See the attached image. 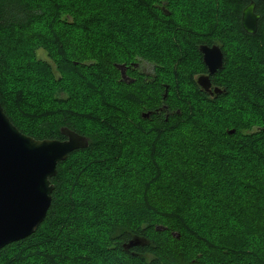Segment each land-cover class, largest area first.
Instances as JSON below:
<instances>
[{"label": "trees", "instance_id": "trees-1", "mask_svg": "<svg viewBox=\"0 0 264 264\" xmlns=\"http://www.w3.org/2000/svg\"><path fill=\"white\" fill-rule=\"evenodd\" d=\"M97 1H101L95 6L98 11L91 12L81 6L82 11L71 0L64 8L63 0L54 4L50 0H0V102L6 115L21 132L36 139L63 140L64 128L88 138L87 147L59 162L57 174L51 178L54 191L44 221L28 237L1 248L0 258L10 257L7 263L12 264H264V0H207L204 13L209 26L213 28L221 20L218 30L230 33L228 40L217 29L195 32L187 25L179 26L170 36L173 31L167 27L165 33L163 28L178 19L173 17V0H156L153 5L150 0H132V10L126 12L147 17L150 23L143 24L147 34L143 39L150 42L140 45L144 54L136 52L139 46L134 49L133 45L128 53L118 50L126 45L116 34L128 24L120 21L122 11L113 0ZM251 1L260 14L254 34L241 26L242 11ZM230 16L235 33L227 22ZM126 34L133 39L132 33ZM168 42L198 61L196 69L184 72L185 78L170 71L179 70L181 60L171 61L175 52ZM201 44L218 45L224 52L223 68L210 75L213 87L221 88V93L212 95L197 82V75L208 73ZM147 47L151 52L155 47L163 50V57L146 54ZM38 50L47 53L59 75L50 62L38 56ZM15 53L20 60L13 59ZM132 54L137 55L133 58ZM125 58L137 76L132 88L123 80L118 82V65ZM23 59L29 63H22ZM14 61L15 67L22 64L20 69L27 71H19L22 75L16 82L30 83L28 92H17H21L24 110H34L28 117L19 116L4 94L1 79ZM141 62L153 65L150 76L134 67ZM69 67L89 71L83 89L92 95L103 99L119 95L125 100H120L122 106H109H116L106 114L107 119L112 116L115 120L105 121L111 130L84 131L72 120L76 105L70 92L64 90L66 98L56 96L63 90L65 75L61 72L67 74ZM165 71H170L172 78L163 79ZM105 77L116 82L114 94L107 91L111 84ZM5 85L8 91V80ZM173 91H180V97L171 100ZM33 92L37 96L26 100L25 95ZM221 100L229 104L230 111L235 102L246 103L236 114V133L223 129L220 124L224 119H209L210 123L200 124L197 131L183 124L194 117L190 110L194 102L197 106L203 103L202 110L203 106L219 105ZM126 102L137 110L139 120L132 125V119L123 118V135L114 111L124 109ZM164 106L170 112L168 117L160 111ZM147 112L150 117L143 118ZM142 125L155 135L174 128L179 135L171 139L172 131L170 138L162 134L168 139L158 146L157 140L136 134ZM242 128L254 131L244 133ZM133 130L137 141L130 139ZM111 131L113 139L108 138ZM252 158L260 163L252 164ZM87 164L96 165L93 171L99 180L90 189L84 182ZM81 176L83 180H78ZM135 241L138 243H131ZM28 248L33 253L27 258L22 251Z\"/></svg>", "mask_w": 264, "mask_h": 264}, {"label": "rangeland", "instance_id": "rangeland-1", "mask_svg": "<svg viewBox=\"0 0 264 264\" xmlns=\"http://www.w3.org/2000/svg\"><path fill=\"white\" fill-rule=\"evenodd\" d=\"M69 1L70 0H63L64 4L60 2V5L61 4H63V5L66 4L68 6V5H70ZM71 1L74 2V3L77 2L78 6H76V7H79L80 9H82V11H83V8H84L85 11L86 10H90L91 12H97L98 8H95V6L100 5L99 2H101V1H97V0H86V1H82V0H74L73 1V0H71ZM115 1L113 0V2L116 3L115 6L119 5V7H120L119 10L122 11V12H120V13H122V15L120 17V21H123V22L128 24V27L125 28V31L132 33V35L134 36V37H132L133 39H131L130 36H128L125 31H121L120 33L116 34V37L121 36V38L125 41L124 43L126 45V47H123V46L118 47V48H120L118 50L128 53L130 48H131V45H133L134 49L139 46V48H138V50L136 52L143 53L142 47H140V45L144 46V44H149L150 43V42L148 43L146 41V39H143L147 35L145 33V29L143 27V24H147L148 26H150L148 18L147 17H140L139 15H137L135 13L132 14V13L126 12L127 10L128 11L132 10V5H130V3H133L134 1L133 2H131L132 0H122V1L115 0ZM154 1H156V0H150V2H152V5L154 4ZM202 1L203 0H173L171 2L172 6H173L172 10H173V13H174L173 17L174 18L177 17L178 19H177V21L175 23L172 20L173 24H171V25L164 24L163 32H165V29L167 27H169L167 30L168 31H173V33H170L169 35L173 36L174 31H176L179 26H185V25L191 27L193 31L198 29V31H200V32H206L209 29H213V31H215L214 29H217V30L221 29L222 25L220 24L221 27L218 26V24H219V22H221V20H219V22H215V25H214L213 28H211L209 26V24H208L209 19L205 16V13H204V8L208 4V1L206 0L207 3L205 1L203 3ZM50 2L52 4H54L55 2H57V0H50ZM124 2H126V3L123 4ZM66 5L62 6V7L63 8L67 7ZM69 11H70L69 13L72 14V11L71 10H69ZM73 15L76 16L77 14H73ZM225 15H226V13H225ZM232 18H233V16H230L229 20L227 19V22H228L229 27L230 28L232 27V32L235 33V28H233ZM145 19H147V21H145ZM170 22H171V20H170ZM227 22L224 24L225 28L227 27ZM173 25H175V27H176L175 29H173ZM195 27H196V29H195ZM218 31L220 32V34H222L223 38H224V36H227V40L230 39V38H228V36L231 35V34L230 33H226V30L222 29V30H218ZM195 32H197V31H195ZM169 35H168V37H166L167 40H169V37H170ZM233 38L234 37H232V39ZM170 41H172V38L170 39ZM124 43H123V45H124ZM240 43H243V42H240ZM115 44H116V42H115ZM238 44H239V41H238ZM168 45L175 52L173 54V58H172L171 61H173V63H174V62H176L178 60H181V61H179V62H181V65L179 64V70L178 69L175 70V69L171 68L170 71H173L177 76H182L183 78H185L183 76L184 72L188 73L189 72V68L193 70V69H196V67H198V61L193 58V56L191 55L190 52H188L187 50H183L182 48H180L179 46H177L175 44L174 45L170 44L169 42H168ZM235 45L236 44L231 45V46H235ZM16 49H15V51H16ZM146 49L148 50L146 52V54H151L152 56H156V57L159 56L161 58L163 57V53H162L163 50L161 51V49H157L155 47L152 52L148 49V47ZM136 52H134V53H136ZM37 53H38L39 57H41L43 59H46L48 62H50V64L52 65L54 71L56 72V75H59L60 71L57 70V67H56L55 63H53L52 60L47 56V53L44 50H38ZM137 54L140 55L139 53H137ZM136 55H133L132 57L134 58ZM20 58L21 57L19 56V54L16 55V53L13 56L14 60H20ZM124 60H126V61L123 62V64H125L127 66L126 73H125L126 74V78L124 79V77H122V73H121V74H119L118 82L123 80L129 88H132L133 84L136 81L135 79H137V76L128 68L130 66L129 65L130 60H127L126 58ZM21 62L26 64L27 60L23 59ZM27 63H29V62H27ZM141 64L145 67L144 69L149 73V76L154 72L153 71V65H151L149 62L148 63L147 62H141ZM16 65H17V61H14L11 66L8 65L6 67V69H5V74L4 75L2 74L3 76H2L1 80L3 82V87H4L5 91L7 92L6 93L4 91V94H5L6 98L9 99L8 101L10 102V104L14 105L13 108L16 109L15 110L16 113L23 118V117H28L27 114L30 115L31 111H34V110L25 111L24 110V108H25L24 105L22 104V102H20L22 100V98H21L22 96L20 95L21 92H19V93H17V92L18 91H22L24 94L26 92H28V90H26V89L28 88V83L29 82L25 81V80H22V82H19V83L16 82V81H19V74L22 73V72H19V71H23L24 74H25V72H27V71H25L26 69L24 67L22 69H20V66L22 64H19V67H15ZM80 70L81 69H78V68H76V69L70 68L69 70L67 69V74H65V73L63 74L61 72V75H65V80H64L63 88H62L63 90L58 91V93H56V96H59L60 98L61 97L62 98L65 97L66 98V93H65L64 90H68L70 92V95L73 96L72 99H74L73 102L76 105L75 106V110H74L75 112H74V114L72 116V120L75 121V122H79L78 123L79 127L83 128L84 131H92L93 129L100 128L103 132L104 131L107 132V130H111V129L106 126L105 121H111L113 123L115 122L114 117H112V116L109 117L108 119L106 118V114L112 113V112L108 111V109H114V107H116V106H122L119 102H120V100L121 101H125V100H122V98L119 97V95H117V96L115 95V96H112V97H110L109 95H105L104 99L100 95H92L90 90L88 91L87 89H83L85 83L87 82L86 78L89 79V76H90L89 71L87 69H85L83 71H80ZM119 71L121 72L120 69H119ZM170 71L169 72L165 71V72H163L161 74L163 79L172 78V76L170 74ZM243 71L246 72V70H243ZM20 75H22V74H20ZM199 76L200 75H197L196 78L198 79ZM105 79L107 81H109V82H107L108 85L111 84V90L108 89L107 91L109 92V94H114L115 89H113V88L117 87L116 82L115 81L114 82L111 81L112 78L110 79L109 77L108 78L105 77ZM5 80H8L9 83L11 84V86L8 87V91H7V87L5 85ZM12 81H13V84H12ZM14 82H16V83H14ZM186 86H188V83H187ZM234 88L236 89L237 87L234 86ZM4 89H2V90H4ZM42 93H43V88L41 90V94L39 93V95L43 96ZM187 93H188V91H187ZM180 94H181L180 91L179 92H177V91L174 92L173 91L172 92L173 98L171 96V100L176 98V97L177 98L180 97ZM34 96H37L36 92L29 93V94L25 95V98H26V100L29 98V101H30L32 99V97H34ZM116 98H118V99H116ZM242 99H244V98H242ZM263 102H264V100H263ZM263 102H261V104H263ZM42 103L44 104V101ZM113 103L116 106H111L109 108L110 104H113ZM43 104H42V106H43ZM202 104L203 103H201L200 106H197L195 104V102L193 103V105L191 104V106H190L191 109L190 110H191L192 114L194 115V117L192 115L193 118H192L191 121H189V120L188 121H186V120L182 121L183 124L186 126V128L194 130V131H197V129H198L197 126H199L200 124H205V123H206V125L209 124L210 123L209 119H211V120L213 119L214 122H216V121L219 122V121H221V119H224L221 122V124H220L221 126H224L223 129L229 134L236 133V131L238 130L237 129L238 126H237V124H235V122H236L235 120L238 118V116H236V114H238L239 112H242V109H243V107L246 106V103L244 104L243 101L235 102V104H233L234 109L232 111H230V106L227 107L229 104L225 103V101H222V100L220 101L219 105H212L210 107L203 106L204 108H201L202 110H200V107L202 106ZM123 106H124V109L123 108H118V109H116L114 111V113L118 114V116H116V117L118 118V120H120L119 124H120L121 127H120L119 130L121 132H119V134L122 133L124 135V133H123L124 131L123 130H124V128H126V125L123 123L122 119L126 118L127 121H130L132 119V125H133L134 122H138L139 118H138L137 110L135 108H131L132 106L130 105V103H128V104H127V102L123 103ZM195 106H197L196 107L197 110H195ZM219 106H221V112H220V107ZM216 107H219V108H216ZM248 107H250L249 104H248ZM228 110L230 112H228ZM194 111H196V113ZM201 112H203V113H201ZM223 115H224V117L220 118ZM143 118H145V117H143ZM26 121H28V120H26ZM174 122H172V125L173 124L174 125L178 124V123H174ZM102 123H103V125H102ZM127 126L131 127L130 123H128ZM200 126H202V125H200ZM144 127H145L144 125H142V127L139 126V128H137L136 134L138 136H144V138L157 140L160 143V144H158V146H161L165 141H167L168 138H170V131H172L171 129H169L167 131H162V132L156 133V135H157V137H156L154 132H148V130L145 129ZM205 127L208 128L209 126H204L203 128H205ZM180 128L182 129V127H180ZM241 130L244 133L254 131V129L253 130H248V129H243V128ZM232 131H233V133H232ZM110 133L111 134H109V136H111V137H108V138L109 139H113L114 131H111ZM116 133H117V130H116ZM132 133H133V135H132V137L130 139H134V141H137V136L135 134V131L133 130ZM144 134H146V135H144ZM162 134H169V136H168V138H166ZM171 134H172L171 135V139L176 138L179 135V133L177 132L176 128L173 129ZM116 135H118V133ZM187 136L188 135H186L185 139L187 138ZM110 142L111 143H109V144L112 145L113 142L112 141H110ZM261 142H262L261 144L264 143V141H261ZM261 146H262V148H264L263 147L264 144L261 145ZM237 152L238 151H236V153ZM241 156H243V154H241ZM105 157H107L106 154H105ZM146 161H145L144 164L148 166L149 162H146ZM209 162L205 163V167L208 170L211 168L208 165V164H210ZM251 163L252 164H254V163L257 164L258 163L259 164L260 161L256 162L252 158V162ZM87 165H88V169H89L88 171L89 172H87V176H86L87 179L84 180V182L88 185V188L90 189V188H94L95 185L99 182V180H97L98 176L93 171V169L96 167V165H93V164L91 166H89V164H87ZM259 166L262 167L261 165H259ZM111 168H112V166L109 167L110 170H111ZM109 169L107 171H109ZM149 169L150 168L147 167L148 171H149ZM78 180H83V177L82 176L79 177ZM79 183L82 184L81 182H79ZM125 184H127V186H128L129 183L126 182ZM230 198H233L232 194L230 195ZM160 227H162V226H160ZM158 230H160V228H158ZM22 253L24 255H26V257L28 258V257L31 256L30 254L33 253L32 252V248H28L25 251H22ZM11 259L12 258H10V257H8V259L0 258V264H12V263H7Z\"/></svg>", "mask_w": 264, "mask_h": 264}, {"label": "water", "instance_id": "water-1", "mask_svg": "<svg viewBox=\"0 0 264 264\" xmlns=\"http://www.w3.org/2000/svg\"><path fill=\"white\" fill-rule=\"evenodd\" d=\"M259 18L255 2L251 1L242 11L243 30L256 33ZM199 50L208 74L200 75L197 82L212 95L220 93L221 88L212 89L210 75L223 68L224 52L218 45L207 44H201ZM118 67L125 79L127 66L121 64ZM161 110L168 117L167 107ZM150 114L144 113V117H150ZM62 131L66 136L63 140L36 139L24 134L6 115L0 102V249L37 230L52 202L54 184L51 178L57 174L59 162L66 160L71 152L88 146L85 136L69 128ZM131 243L137 244L138 241Z\"/></svg>", "mask_w": 264, "mask_h": 264}, {"label": "flooded vegetation", "instance_id": "flooded-vegetation-1", "mask_svg": "<svg viewBox=\"0 0 264 264\" xmlns=\"http://www.w3.org/2000/svg\"><path fill=\"white\" fill-rule=\"evenodd\" d=\"M134 67L135 68H139V70H141L142 72H144V74H146V75H149V73L144 69L145 67L142 65V64H139V63H137V64H134ZM208 74V73H207ZM202 75V74H201ZM212 89H213V84H212ZM169 111V110H168ZM168 111H166V112H168Z\"/></svg>", "mask_w": 264, "mask_h": 264}]
</instances>
